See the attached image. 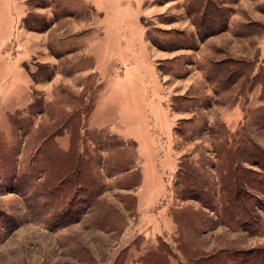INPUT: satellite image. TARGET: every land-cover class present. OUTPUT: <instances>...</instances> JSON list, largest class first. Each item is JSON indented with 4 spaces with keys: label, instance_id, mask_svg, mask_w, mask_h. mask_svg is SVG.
<instances>
[{
    "label": "rangeland",
    "instance_id": "rangeland-1",
    "mask_svg": "<svg viewBox=\"0 0 264 264\" xmlns=\"http://www.w3.org/2000/svg\"><path fill=\"white\" fill-rule=\"evenodd\" d=\"M263 98L264 0H0V264H264Z\"/></svg>",
    "mask_w": 264,
    "mask_h": 264
},
{
    "label": "trees",
    "instance_id": "trees-1",
    "mask_svg": "<svg viewBox=\"0 0 264 264\" xmlns=\"http://www.w3.org/2000/svg\"><path fill=\"white\" fill-rule=\"evenodd\" d=\"M212 3V1H211ZM203 15H207V10L204 12ZM209 14H213V11ZM228 72V73H227ZM226 73V79H232V76L235 74V70L231 69L220 71V74ZM256 76H259L258 74H255ZM264 99V98H263ZM67 122V121H66ZM232 146L230 148H225L224 153H220L219 156H225L224 162L225 165L221 166V186H220V202L222 203V214L226 220L229 221H235L236 223H243L242 227H245V221L240 220L243 216L247 215L248 213V205L247 202L250 198L256 197V193L251 191L252 189H258L257 186H261L264 182V179L261 181H255V177L247 174L249 172L245 168H241L240 165L236 164V160L241 159L242 157H246L249 161L252 162V164L259 165L262 169L264 168V151L262 149H258L257 152L252 153H238V150L235 149L234 151L231 150ZM235 148V147H234ZM80 162V161H79ZM227 166V168H226ZM241 170L245 171L242 172ZM247 171V172H246ZM178 172L180 173L181 182L187 184L188 189L184 188V191L186 190V193H193L194 196H196L197 200H200L202 205L213 210L215 208V204L208 202L207 200L200 197L198 194H195L193 192L192 185L195 186L197 182H199V179L201 178V175L198 171V168L188 161H180V167ZM253 173L255 171H250ZM178 173V174H179ZM77 174V173H76ZM259 180V179H257ZM210 190L215 189L214 187H209ZM216 195L213 193L210 196L213 198ZM258 197V196H257ZM241 211V213H239ZM252 225H247L246 228H250ZM163 248H158L157 253L158 256H161L159 253ZM250 253V252H249ZM225 257L232 258L233 254H225ZM234 258V257H233ZM232 258V259H233Z\"/></svg>",
    "mask_w": 264,
    "mask_h": 264
}]
</instances>
